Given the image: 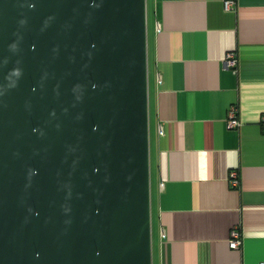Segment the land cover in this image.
<instances>
[{"label": "water", "instance_id": "obj_1", "mask_svg": "<svg viewBox=\"0 0 264 264\" xmlns=\"http://www.w3.org/2000/svg\"><path fill=\"white\" fill-rule=\"evenodd\" d=\"M0 264H152L146 0H0Z\"/></svg>", "mask_w": 264, "mask_h": 264}, {"label": "crops", "instance_id": "obj_2", "mask_svg": "<svg viewBox=\"0 0 264 264\" xmlns=\"http://www.w3.org/2000/svg\"><path fill=\"white\" fill-rule=\"evenodd\" d=\"M146 26L152 264H259L264 0L231 9L223 0H146ZM232 105L240 125L229 128ZM233 227L238 249L228 246Z\"/></svg>", "mask_w": 264, "mask_h": 264}, {"label": "built area", "instance_id": "obj_3", "mask_svg": "<svg viewBox=\"0 0 264 264\" xmlns=\"http://www.w3.org/2000/svg\"><path fill=\"white\" fill-rule=\"evenodd\" d=\"M235 4H236V0H223V6L225 9H231L234 7ZM159 29L160 28L157 26L156 30L158 31ZM226 57H227V64L231 66L236 65L237 60L235 58L233 51L229 52ZM157 81H160V78H157ZM226 124L229 128L238 127L240 125V121L236 116V108L234 105L230 106L228 109L227 117H226ZM260 124L262 128V132H264V114H262L260 118ZM161 132L162 130L159 129V133ZM229 180L233 186H237L239 184V177H238V173L236 170H231L229 172ZM162 184L163 182L160 183V185ZM160 235L164 236L165 234L164 232H161ZM241 242H242V239H241V235H240L238 228L233 227L229 232L228 246L233 249H238L241 245ZM259 264H264V261L260 262Z\"/></svg>", "mask_w": 264, "mask_h": 264}, {"label": "rangeland", "instance_id": "obj_4", "mask_svg": "<svg viewBox=\"0 0 264 264\" xmlns=\"http://www.w3.org/2000/svg\"><path fill=\"white\" fill-rule=\"evenodd\" d=\"M151 234H152V228H151Z\"/></svg>", "mask_w": 264, "mask_h": 264}]
</instances>
